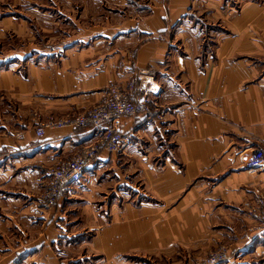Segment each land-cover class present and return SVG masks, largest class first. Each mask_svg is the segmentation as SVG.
Returning <instances> with one entry per match:
<instances>
[{"label": "crops", "instance_id": "crops-1", "mask_svg": "<svg viewBox=\"0 0 264 264\" xmlns=\"http://www.w3.org/2000/svg\"><path fill=\"white\" fill-rule=\"evenodd\" d=\"M153 68L164 117L122 116L55 204L49 166L97 137L40 119L82 112ZM22 131L18 136L17 132ZM264 0H0V264H263ZM154 259V260H153ZM153 260V262H152Z\"/></svg>", "mask_w": 264, "mask_h": 264}, {"label": "built area", "instance_id": "built-area-1", "mask_svg": "<svg viewBox=\"0 0 264 264\" xmlns=\"http://www.w3.org/2000/svg\"><path fill=\"white\" fill-rule=\"evenodd\" d=\"M160 85L156 81L153 68L140 70L123 84H111L104 98L85 111L73 112L64 116H50L40 119L36 134L43 137L47 128L90 127L98 133L96 139L78 149L70 158L57 162L47 169L48 181L41 197L47 204L53 205L63 190L81 182L91 164L99 163V155L103 150L111 152L123 150L125 141L121 128V117L126 115L145 114L149 119H162L164 109L158 100ZM18 136L22 131L17 132ZM249 169L264 168V146H257L247 159ZM248 213L255 216L258 222L252 227L264 230V192L255 195ZM260 257L264 264V250ZM230 258L229 247L220 244L204 257H199L191 264H224Z\"/></svg>", "mask_w": 264, "mask_h": 264}, {"label": "rangeland", "instance_id": "rangeland-1", "mask_svg": "<svg viewBox=\"0 0 264 264\" xmlns=\"http://www.w3.org/2000/svg\"><path fill=\"white\" fill-rule=\"evenodd\" d=\"M204 256H206V255H204ZM204 256H202V257H204ZM188 258L193 259V260L197 259V257H195L194 255H192V256L191 255H188ZM153 260H152V262H153Z\"/></svg>", "mask_w": 264, "mask_h": 264}]
</instances>
